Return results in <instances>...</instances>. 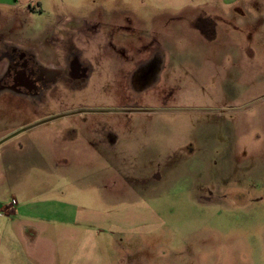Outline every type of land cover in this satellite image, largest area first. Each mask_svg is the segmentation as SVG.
<instances>
[{"label": "rangeland", "instance_id": "1", "mask_svg": "<svg viewBox=\"0 0 264 264\" xmlns=\"http://www.w3.org/2000/svg\"><path fill=\"white\" fill-rule=\"evenodd\" d=\"M208 1L0 5V79L12 51L62 73L0 90L13 207L124 212L104 264H264V4Z\"/></svg>", "mask_w": 264, "mask_h": 264}, {"label": "crops", "instance_id": "2", "mask_svg": "<svg viewBox=\"0 0 264 264\" xmlns=\"http://www.w3.org/2000/svg\"><path fill=\"white\" fill-rule=\"evenodd\" d=\"M32 0H0L5 7L26 6ZM234 6L249 4L254 0H220ZM264 4V0H259ZM218 0L204 4L203 20L212 24L208 15ZM0 176V264H104L99 237L106 233L104 228L115 225L119 230H130L124 212H99L94 209L81 210L66 204L63 210L28 211L29 200L22 201V207H13L6 193L12 181H3ZM25 180H28L27 178ZM52 189L50 188L48 193ZM44 203V202H43ZM49 203V202H47ZM49 206V205H48ZM50 209V208H49ZM52 212V213H51ZM121 216V219H117ZM112 217V218H111ZM70 246L69 257L65 254ZM60 255H64L61 260Z\"/></svg>", "mask_w": 264, "mask_h": 264}, {"label": "flooded vegetation", "instance_id": "3", "mask_svg": "<svg viewBox=\"0 0 264 264\" xmlns=\"http://www.w3.org/2000/svg\"><path fill=\"white\" fill-rule=\"evenodd\" d=\"M5 72L0 79V90L10 88L17 92L34 93L51 86L62 73L54 69H41L33 58L22 51L7 54Z\"/></svg>", "mask_w": 264, "mask_h": 264}]
</instances>
